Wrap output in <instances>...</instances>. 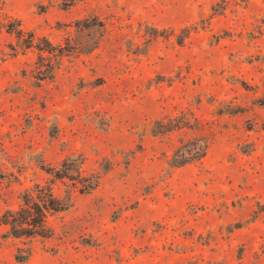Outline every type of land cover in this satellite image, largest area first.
<instances>
[{
    "label": "rangeland",
    "instance_id": "obj_1",
    "mask_svg": "<svg viewBox=\"0 0 264 264\" xmlns=\"http://www.w3.org/2000/svg\"><path fill=\"white\" fill-rule=\"evenodd\" d=\"M38 187L0 264H264V0H0V219Z\"/></svg>",
    "mask_w": 264,
    "mask_h": 264
},
{
    "label": "trees",
    "instance_id": "obj_2",
    "mask_svg": "<svg viewBox=\"0 0 264 264\" xmlns=\"http://www.w3.org/2000/svg\"><path fill=\"white\" fill-rule=\"evenodd\" d=\"M21 200L22 208L19 211L8 210L4 213L0 226H9V234L14 238H50L54 232L47 223V214L61 213L65 207L48 187H38L36 196L27 191ZM29 254L28 252L21 260H26Z\"/></svg>",
    "mask_w": 264,
    "mask_h": 264
}]
</instances>
